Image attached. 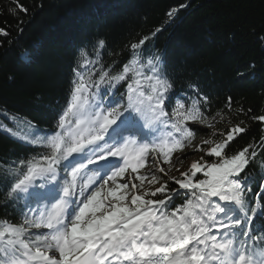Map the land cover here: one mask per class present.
Masks as SVG:
<instances>
[{
  "label": "snow or ice",
  "instance_id": "1",
  "mask_svg": "<svg viewBox=\"0 0 264 264\" xmlns=\"http://www.w3.org/2000/svg\"><path fill=\"white\" fill-rule=\"evenodd\" d=\"M8 34L0 28V35ZM148 39L130 45V58L118 71L104 69L103 39L91 55L81 48L53 130L15 117L23 129L4 126L42 151L0 176L5 200L21 216L18 223L0 218V264H264V227L253 224L264 220V136L227 155L247 130L240 121L226 133L213 131L219 141L193 146L200 129L190 122L213 129L229 120L228 112H212L209 98L194 85L187 103L177 97L161 57L145 48ZM21 56L30 61L29 53ZM226 107L233 111L231 97ZM252 119L264 122V115ZM161 128L163 135L156 137ZM204 145L211 146L206 154L214 162L201 157L179 177L169 175L187 158L177 155L173 161L174 153L204 151ZM150 155L157 167L140 175ZM250 165L258 178L246 171ZM146 180L159 186L146 188ZM169 181L178 187L169 188ZM253 185L257 192L249 197ZM181 196L180 206L168 211Z\"/></svg>",
  "mask_w": 264,
  "mask_h": 264
},
{
  "label": "trees",
  "instance_id": "2",
  "mask_svg": "<svg viewBox=\"0 0 264 264\" xmlns=\"http://www.w3.org/2000/svg\"><path fill=\"white\" fill-rule=\"evenodd\" d=\"M172 10L177 11L169 17ZM0 28L9 33L0 35V176L42 151L10 135L4 126L23 129V124H14L15 117L53 130L68 100L73 69L82 59L80 49L91 55L99 39L106 43L104 69L118 71L130 58V45L149 37L145 48L161 57L177 97L184 96L187 103L195 95L190 87L194 85L209 98L212 112H228L229 120L216 123L218 133L244 121L241 126L247 130L231 142L227 155L259 144L264 136V122L252 119L264 115V0H0ZM25 52L29 62L22 59ZM229 97L231 112L226 107ZM240 108L243 113L237 111ZM189 126L199 127L196 136L209 135L201 126ZM209 147L191 163L201 157L214 162L206 154ZM185 155L183 164L192 156L179 154ZM246 171L258 178L254 165ZM168 186L178 187L172 181ZM257 188L253 185L248 196ZM6 190L0 181V218L18 223L20 213L5 200ZM182 199L174 198L173 206ZM253 224L264 227V220L258 217Z\"/></svg>",
  "mask_w": 264,
  "mask_h": 264
},
{
  "label": "rangeland",
  "instance_id": "3",
  "mask_svg": "<svg viewBox=\"0 0 264 264\" xmlns=\"http://www.w3.org/2000/svg\"><path fill=\"white\" fill-rule=\"evenodd\" d=\"M201 127H203V126H201ZM203 128H205V127H203ZM205 129H207L209 135H207V136H196L195 139H194V141H193V146L200 145L202 141L210 139V136L212 137L211 133L213 131L219 132V130L217 129V125L216 124H215V128H213V129H209V128H205ZM205 146L207 147V145H205ZM205 146H203V147L206 148ZM185 151L186 152H191V154H192L191 159L188 160V161H186L183 165H176L175 167H173L172 170L169 172V175L179 177L180 176V173L185 172V171L188 170L189 166L191 165V161L192 160L193 161L196 160L198 158V156H199V151H195L194 152L193 151V148H191V147L190 148H186ZM174 157L175 156L172 157V160L173 161H175ZM158 158H156V159H157L158 162H160V166H163L165 169H167L168 168V165L162 163V157L160 159H158ZM150 163L151 164L147 168H145V169H143L142 171L139 172L140 175H143V174L147 173L150 169H155L157 167V164H154L152 162H150ZM176 168H179V171H177ZM131 175L135 176V174H131ZM128 178H129V174H126V176H125L124 179H128ZM149 179H150V177H149ZM134 182L138 184L139 183V180H134ZM172 183L175 185L174 182H172ZM158 186L159 185H151L150 186V185H148L147 180L145 181V187L146 188H148V187L154 188V187H158ZM31 231L33 233H37V232H44V231H47V230L46 229H39V230L32 229Z\"/></svg>",
  "mask_w": 264,
  "mask_h": 264
}]
</instances>
